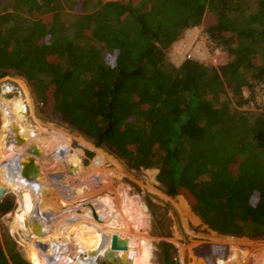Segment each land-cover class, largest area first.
I'll list each match as a JSON object with an SVG mask.
<instances>
[{"label":"trees","instance_id":"16d2710c","mask_svg":"<svg viewBox=\"0 0 264 264\" xmlns=\"http://www.w3.org/2000/svg\"><path fill=\"white\" fill-rule=\"evenodd\" d=\"M66 9L79 12L68 19ZM197 27L226 55L224 63L167 59ZM0 71L24 78L51 115L94 143L101 137L129 169L157 170L165 195L182 196L210 231L264 240V109H243L244 89L264 84V0H0ZM0 112L1 158L19 165L32 128L20 93L1 97ZM9 128L8 139L21 141L15 152L6 151ZM1 169V185L10 189ZM26 186L32 193L34 185ZM14 208V196L4 195L0 217ZM35 230L28 227L25 245L65 251ZM159 245L161 264H177L173 245ZM55 255L44 264H90L66 251ZM243 256L231 247L224 264ZM0 264L42 263L27 259L5 232Z\"/></svg>","mask_w":264,"mask_h":264},{"label":"rangeland","instance_id":"374dc122","mask_svg":"<svg viewBox=\"0 0 264 264\" xmlns=\"http://www.w3.org/2000/svg\"><path fill=\"white\" fill-rule=\"evenodd\" d=\"M108 1L125 0H102V2ZM78 12L79 11L77 9L76 11L66 9L64 13L68 16L65 18L69 19V16L71 17ZM186 58H193L200 62H204L206 65L216 66L225 62L226 55L219 49L215 48L214 43H212L204 34L202 27H197L187 30L184 33L183 38L174 43L167 53V59L176 66L180 65ZM1 72L5 73V75L0 77V98L1 95L4 94L2 89L9 86L12 92L20 93L22 101L26 107L27 123L32 125L30 133L25 138L26 147L40 146L42 145L43 139L49 140L50 138H55L57 141L59 139V142L67 147V152L63 157L62 165L61 162L59 164L57 161V164L60 165L58 166L62 168H60L59 172H57L49 182H47L46 177H44L45 175L38 156L36 157L31 155L34 157L35 163L39 167L41 174L39 183L34 186L32 193L27 191V183L20 178V168L18 164L14 165V158L12 160L10 159L9 162L6 159H3V157L1 158L0 154V166L1 168L3 167V169H1V177L8 183L10 188L7 189L4 195L12 194L14 196L15 204L14 210L0 217V237L3 233L7 232V234H9L10 237H12V239L20 245L27 259L30 261L38 260L44 264L43 257L49 253L52 255L55 253V256L57 257L60 255L62 256V254L66 251L68 254H73L71 255V258L73 259L78 257L77 253H82L86 256H90L87 254H97L86 243L84 244L83 241L77 238L69 240L66 233H61L51 229L46 223L41 222V218L39 217L43 214L42 212L45 211L44 208L48 202L53 199L54 195L60 189L65 188L68 185L66 183L69 182L70 178L74 177L77 171H87L86 175L88 174L91 176L93 174H100L102 176V181L96 185L98 188L100 185H103L104 190L109 188L110 192H113L115 187L120 186L127 189L128 195H130L137 202V204H141L143 206L146 217L145 223L142 226L139 224L133 225L134 223L132 222L134 221H127L126 219L123 223L120 221V224L121 227H128L127 229L130 233L137 232L138 236L144 237L147 240L150 245V254L148 257L149 264H161V249L159 245L161 242L173 245L175 252L172 258L177 264H224L229 260L231 247H234L244 253L243 259L239 262V264L263 263L264 240L229 237L221 238L220 235L210 231L199 220V218L194 215L186 200L182 196L171 198L165 195L163 187L156 181V175L158 173L157 170L149 169L134 171L129 169L123 161L112 155L104 147H96L94 142L88 140L86 137L76 132L69 126L61 123L56 117L51 115V106L44 108L35 99L24 78L6 71H0V73ZM18 81L23 82L28 90L30 107H28L26 103ZM253 91L254 90L248 91L244 89V98L251 96ZM243 109L251 110L250 105L244 106ZM14 120L15 116L12 113H9V122L11 125ZM1 127L2 119L0 112V128ZM58 130L64 132L69 137L60 135ZM6 136L7 138L4 141L5 146L7 145L6 151L15 152L16 149L22 148L21 145L14 146L10 143V141L13 140L8 139L12 136L11 128H9ZM57 137L59 138L57 139ZM97 152H102L107 156V159L105 160L106 163L98 169L91 171L90 168L93 161H95ZM74 153L79 156V160L72 158ZM75 162H78V164ZM54 165L55 164L51 167L53 168ZM70 168H75V170L69 174ZM93 179L94 178L90 180L94 181ZM64 181L65 183H63ZM98 188H91L87 195L98 193L96 192L99 190ZM40 191L45 193L44 197L41 196ZM3 196L0 198V201ZM178 197L182 198L189 208L190 211L188 214ZM81 198L83 197L80 196L79 199ZM39 199H45L48 200V202L40 208L38 212L36 206ZM147 200H149L151 205L154 207L151 208L150 205L147 204ZM178 204L182 207L185 216H183L184 213L181 214ZM33 208L35 209V215L32 213ZM92 219V221L96 223H101L94 217ZM116 220L117 219H115V221ZM125 221H127V223ZM35 226L37 229L47 232L48 238L53 241L52 245L64 247L65 251L57 252L50 246L47 248H34L32 246L25 245L27 241L24 239L28 235V227L35 228ZM134 226L139 227L134 229ZM127 229H125V231H127ZM215 234L219 237L215 236ZM53 237H57L58 240ZM99 242L100 240L98 241V244ZM223 245H226L228 250L227 247ZM225 258L226 260H224ZM99 261L98 259L93 262L88 260L90 264H99ZM75 264L83 263L77 261Z\"/></svg>","mask_w":264,"mask_h":264},{"label":"bare ground","instance_id":"6f19581e","mask_svg":"<svg viewBox=\"0 0 264 264\" xmlns=\"http://www.w3.org/2000/svg\"><path fill=\"white\" fill-rule=\"evenodd\" d=\"M2 90L5 95L12 92L9 86H6ZM58 138L59 137H57V139ZM20 144L21 141L19 140V145ZM35 148L39 152L38 159L42 166L44 177H46L47 182H49L56 173L59 172L60 168H62L59 167V164L60 162L61 165L63 163V157L67 152V147L61 144L59 139L57 141L55 138H50L49 140L43 139L42 145L36 146ZM31 155L35 156L33 154H28L26 158L19 161L20 171L22 174L25 172V176L19 175L25 183L35 186L38 185L41 174L39 167L35 163L34 157ZM72 158L79 160V156L75 153ZM105 160L106 159L101 155H96L95 161H93L90 168L91 171L103 166L104 163H106ZM57 161L59 164H57ZM75 163L78 164V162ZM53 164H55L53 166L54 170L51 167ZM74 170L75 168H70L69 174ZM86 172L77 171L74 177L70 178L69 182L66 183L68 185L60 189L50 202L45 199H39L36 206L37 211L48 202L44 208L45 211L39 216L41 218L40 221L46 223L55 231L66 233L69 240L77 238L83 241L84 244L86 243L97 254H87L90 256H86L82 253H75L91 262L96 260L99 255L101 257L104 255L105 251L109 248L111 236L115 234L121 239H126L127 242V251L114 253L115 256L120 257V259L130 264H148L150 245L147 240L144 237L138 236L137 232H133L134 234L132 232L130 233L127 229L128 227L124 226L125 229H127V231H125L124 227H121L120 224V221L123 223L126 219L127 221H134L132 222L134 223L133 225L139 224L142 226L145 223L146 217L143 206L137 204V202L128 195L127 189L125 188L118 186L114 188L113 192H110L109 188L104 190L103 185H100L98 188L96 185L102 181V176L100 174H93L90 176L88 174L86 175ZM92 178H94V181L90 180ZM63 183H65V181ZM0 188H4L7 191L2 185H0ZM91 188H98L99 190L96 191L98 193L87 195ZM40 192L41 196L44 197L45 193L42 191ZM80 196L83 198L79 199ZM34 212L35 209L33 208L32 213ZM93 214L96 215V218ZM93 217L101 223L99 224L92 221ZM115 219L118 221L116 220V222ZM127 221L125 222L127 223ZM137 227L139 226H134V229ZM105 238L106 244L104 245ZM98 239L100 240L99 244ZM261 264H264V261Z\"/></svg>","mask_w":264,"mask_h":264},{"label":"water","instance_id":"95a60500","mask_svg":"<svg viewBox=\"0 0 264 264\" xmlns=\"http://www.w3.org/2000/svg\"><path fill=\"white\" fill-rule=\"evenodd\" d=\"M5 75V73L1 72L0 73V77H3ZM17 92H11V93H7L6 95H1V96H11V95H16ZM10 143H12V145H19V141H15L14 139L12 141H10ZM94 145L96 147H102L101 146V137H99L98 141L94 143ZM26 153L28 154H33L35 156L39 155L38 150L33 147L30 146L26 149ZM20 175L25 176V172L22 174L21 171L19 172ZM6 190L4 188H0V198L5 194ZM94 217L96 218V215L93 214ZM35 229L38 231V229L35 226ZM34 231L33 233L35 235H39L40 233H38L37 231ZM106 244V238L104 240V245ZM127 251V242L126 239H121L119 238L117 235L113 234L111 236L110 239V243H109V248L107 249V251H105L104 255L102 257L98 256V261L99 264H129L128 262L124 261L123 259H120V257H117L114 255V253L117 252H126Z\"/></svg>","mask_w":264,"mask_h":264},{"label":"built area","instance_id":"2783aa9c","mask_svg":"<svg viewBox=\"0 0 264 264\" xmlns=\"http://www.w3.org/2000/svg\"><path fill=\"white\" fill-rule=\"evenodd\" d=\"M251 93V96L245 98L248 100L247 105H250L251 109H257L259 111L264 109V84L255 83Z\"/></svg>","mask_w":264,"mask_h":264},{"label":"crops","instance_id":"0c3cea01","mask_svg":"<svg viewBox=\"0 0 264 264\" xmlns=\"http://www.w3.org/2000/svg\"><path fill=\"white\" fill-rule=\"evenodd\" d=\"M195 217H196V216H195ZM196 218H197V217H196ZM197 219H198V218H197ZM215 236H218V235L215 234ZM218 237H219V236H218ZM221 238H226V237H222V236H221ZM148 264H149V263H148Z\"/></svg>","mask_w":264,"mask_h":264}]
</instances>
